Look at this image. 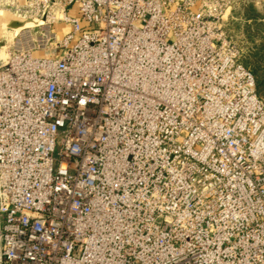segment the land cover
<instances>
[{
    "label": "built area",
    "instance_id": "2783aa9c",
    "mask_svg": "<svg viewBox=\"0 0 264 264\" xmlns=\"http://www.w3.org/2000/svg\"><path fill=\"white\" fill-rule=\"evenodd\" d=\"M233 9L0 0L32 24L0 40V264H264V101Z\"/></svg>",
    "mask_w": 264,
    "mask_h": 264
},
{
    "label": "rangeland",
    "instance_id": "374dc122",
    "mask_svg": "<svg viewBox=\"0 0 264 264\" xmlns=\"http://www.w3.org/2000/svg\"><path fill=\"white\" fill-rule=\"evenodd\" d=\"M75 17H78L74 13ZM73 16V15H72ZM3 27L0 28V40L10 41L12 31H7V27H13L16 32L18 27L32 25L29 23H16V19L3 13ZM21 29V30H22ZM58 33H65L64 25L55 27ZM227 30L232 41L243 52V64L249 68L255 77L264 80V0H234V9L230 16ZM36 30L31 31L33 38L36 37ZM14 35V33H13ZM256 77V78H257ZM264 100V88L260 93Z\"/></svg>",
    "mask_w": 264,
    "mask_h": 264
},
{
    "label": "crops",
    "instance_id": "0c3cea01",
    "mask_svg": "<svg viewBox=\"0 0 264 264\" xmlns=\"http://www.w3.org/2000/svg\"><path fill=\"white\" fill-rule=\"evenodd\" d=\"M19 3H23L24 0H16ZM7 14V13H6ZM3 14H0V28L3 27L4 23H3ZM17 23V22H16ZM22 23H20L19 25H21ZM30 24V23H29ZM28 27H30V25L24 26L23 29H27ZM15 30L13 27L8 26L7 27V31H12ZM15 32V31H14ZM1 39V38H0ZM45 53H39L38 56H45Z\"/></svg>",
    "mask_w": 264,
    "mask_h": 264
},
{
    "label": "trees",
    "instance_id": "16d2710c",
    "mask_svg": "<svg viewBox=\"0 0 264 264\" xmlns=\"http://www.w3.org/2000/svg\"><path fill=\"white\" fill-rule=\"evenodd\" d=\"M242 64H243V61H242ZM243 66L244 67H246L244 64H243ZM247 68V67H246ZM247 69H249V68H247ZM250 70V69H249ZM251 71V70H250ZM251 73L253 74V76H254V78H255V81H256V86H257V93H258V96L261 98V96H260V93H261V90H262V88H264V80H262V79H259L258 77H257V75H256V77H255V74H256V72H255V74L251 71ZM262 99V98H261ZM263 100V99H262ZM264 101V100H263Z\"/></svg>",
    "mask_w": 264,
    "mask_h": 264
},
{
    "label": "bare ground",
    "instance_id": "6f19581e",
    "mask_svg": "<svg viewBox=\"0 0 264 264\" xmlns=\"http://www.w3.org/2000/svg\"><path fill=\"white\" fill-rule=\"evenodd\" d=\"M21 29H22V27H18V28L16 29V32L18 33L19 31H21ZM2 42H4V41H2Z\"/></svg>",
    "mask_w": 264,
    "mask_h": 264
}]
</instances>
